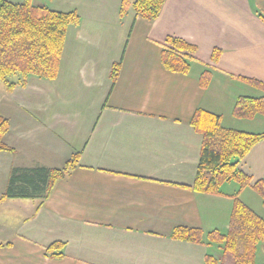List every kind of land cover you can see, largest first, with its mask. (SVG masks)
Wrapping results in <instances>:
<instances>
[{"label": "crops", "instance_id": "1", "mask_svg": "<svg viewBox=\"0 0 264 264\" xmlns=\"http://www.w3.org/2000/svg\"><path fill=\"white\" fill-rule=\"evenodd\" d=\"M121 3L66 0L80 23L68 28L56 79L0 88L5 141L15 149L0 151V264H206L218 256L207 233L228 230L237 193L264 218L252 184L193 189L203 136L191 123L203 108L226 127L264 132L250 129L261 114L233 115L240 96H264L248 82L264 83V0H165L152 21L132 5L121 15ZM168 36L196 47L189 73L164 67ZM76 152L78 164L48 198H2L14 167L62 168ZM238 167L264 178V139ZM179 226L200 228L206 241L174 238ZM54 242L63 255L47 254ZM259 251L264 257V245Z\"/></svg>", "mask_w": 264, "mask_h": 264}, {"label": "trees", "instance_id": "2", "mask_svg": "<svg viewBox=\"0 0 264 264\" xmlns=\"http://www.w3.org/2000/svg\"><path fill=\"white\" fill-rule=\"evenodd\" d=\"M164 3L165 0H122L120 14L125 15L132 5L137 16L152 21L158 17ZM79 23L80 15L76 10H56L34 4L32 0H0V81L11 90L18 84H25L32 75L56 79L68 28ZM195 52L196 47L186 39L168 36L163 42V65L170 71L189 73L190 58ZM219 54L215 49L212 60L217 61ZM120 68L121 60L113 64L112 87ZM13 75H17L16 80L10 79ZM210 80L211 74L207 71L200 77L203 87H207ZM248 82L264 89V83L257 79L248 78ZM258 114L264 115V96H240L236 100L233 115L237 118L250 119ZM191 123L203 136L193 189L219 194L224 182L235 180L239 183V191L252 184L264 205V178L253 180L238 167L250 150L264 139V132L226 127L220 115L203 108L196 110ZM9 130V119L0 115V151L15 150L5 141ZM78 160L79 152H76L62 168L14 167L2 198L46 199L57 181L69 174ZM172 236L193 242L206 241L200 228L179 226ZM207 239L209 243L219 244L222 255L208 254L206 264H255L258 246L264 244V218L247 206L237 193L228 231H210ZM63 248V242H54L46 247V252L51 256H61Z\"/></svg>", "mask_w": 264, "mask_h": 264}, {"label": "rangeland", "instance_id": "3", "mask_svg": "<svg viewBox=\"0 0 264 264\" xmlns=\"http://www.w3.org/2000/svg\"><path fill=\"white\" fill-rule=\"evenodd\" d=\"M17 2L21 1V0H16ZM34 4L37 5H47L48 7L52 8V9H59L61 11H66V0H32ZM70 11V10H69ZM17 75H13L10 77L11 80H16ZM0 88H6L5 85L0 81ZM5 90V89H4ZM226 106V105H225ZM2 116V115H1ZM228 118V117H226ZM262 118V119H260ZM227 121V120H226ZM253 124L254 127L250 128V129H264V115H258L257 119H255V123H250ZM263 124V126H262ZM228 230H224L223 232L226 233ZM264 244L260 243L259 244V250L262 248ZM213 252L214 254L221 256L222 255V248L219 246V244H214L213 245ZM259 254L261 256V251H259ZM258 259L256 261L255 264H262L264 263V257H260L259 255ZM263 258V259H262Z\"/></svg>", "mask_w": 264, "mask_h": 264}]
</instances>
